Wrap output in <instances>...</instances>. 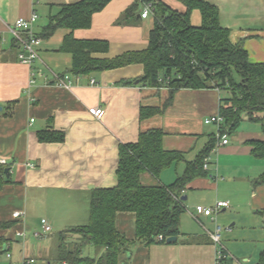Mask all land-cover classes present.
<instances>
[{"label": "crops", "instance_id": "1", "mask_svg": "<svg viewBox=\"0 0 264 264\" xmlns=\"http://www.w3.org/2000/svg\"><path fill=\"white\" fill-rule=\"evenodd\" d=\"M79 1L0 0V35L5 39L0 45V158L7 160L3 168L9 169V175L5 173L9 183L0 189V224L8 225L0 228L5 240L0 258L19 240L25 248L15 260L13 256L9 263L0 264H21L26 258L37 264H59V242L44 258L36 255V247L28 240V229H32L28 218L40 215L51 228L66 230L87 225L92 192L118 186L121 144L137 143L142 132L162 130L164 150L180 153L184 159L158 178L143 173L140 182L146 187L170 186L217 134V127H208L205 120L220 113L226 94L218 89H183L166 105L167 86L148 87L136 81L144 75L142 64L75 75L73 55L61 51L69 30L59 29L50 39H42L41 61L33 66L19 62V48L13 50L9 28L36 11L39 19L34 29L39 35L61 5ZM160 1L186 11L177 0ZM204 1L218 8L220 24L230 31L231 42L241 44L251 62L264 64V0ZM133 2L113 0L93 16L89 29L74 31V38L105 42L107 48L92 55L98 60L146 51L154 21L152 16L141 17L142 8L136 17L124 20ZM191 23L201 26L199 11L192 13ZM50 72L71 76L72 88L46 83L41 74ZM124 81L135 82L122 85ZM93 107L103 109L100 119L89 114ZM243 124L229 136V144L212 152L206 169L209 176L197 178L186 188L187 210L180 218L176 242L147 246L136 240V215L117 214L116 229L130 242L122 264H215L217 247L204 227L213 232L217 226L222 227L223 245L232 256L226 264L259 263L264 252V184L257 186L255 181L264 174V159L253 155L252 142L264 140V133L260 124ZM49 130L64 132L65 141L41 143L38 134ZM218 202L229 207L215 221L201 216L203 227L193 218L197 206L214 208ZM15 213L22 216L15 218ZM103 253L96 249L88 257L99 258Z\"/></svg>", "mask_w": 264, "mask_h": 264}, {"label": "trees", "instance_id": "2", "mask_svg": "<svg viewBox=\"0 0 264 264\" xmlns=\"http://www.w3.org/2000/svg\"><path fill=\"white\" fill-rule=\"evenodd\" d=\"M112 1L82 0L61 5L59 13L51 16L48 26L38 36L47 40L59 29L70 31L61 51L73 55L72 73L75 75L142 64L144 75L136 81L148 87L167 86L170 96L166 105L183 89H218L226 94L221 99L220 114L225 119L222 135L232 136L244 121L260 124L264 133V64L251 62L247 50L231 42L230 31L220 24L217 7L204 0H177L186 7L182 13L160 0H134L124 20L136 17L147 4L153 6L154 25L147 50L112 60L94 59V53L107 48L105 42L77 40L73 32L89 29L93 16ZM195 11L202 16L199 27L191 23ZM12 47L13 50L18 48L17 43ZM163 136L162 130H149L140 134L137 143L119 146L118 186L93 191L89 223L60 233L56 258L59 264H122L130 242L116 229L118 213L136 215V240L147 246L167 244V239L179 237L180 218L187 209L185 202L177 201L175 196L183 198L182 193L191 182L209 176L205 165L217 148V139L216 134L213 135L197 158L187 163L184 174L170 186H143L140 182L143 173L149 172L158 178L169 166L184 159L180 153L164 150ZM65 137L64 132L53 130L38 134L41 143H61ZM252 145L253 155L264 159V140ZM7 183L5 169L0 166V189ZM255 184H264V174ZM7 226L0 224V228ZM70 233L79 236V243L66 241ZM160 236L162 241H159ZM4 244V238L0 237V254L5 252ZM87 246L104 250V253L99 258L85 256L83 250ZM258 264H264V252Z\"/></svg>", "mask_w": 264, "mask_h": 264}, {"label": "built area", "instance_id": "3", "mask_svg": "<svg viewBox=\"0 0 264 264\" xmlns=\"http://www.w3.org/2000/svg\"><path fill=\"white\" fill-rule=\"evenodd\" d=\"M153 15V6L152 4H147L143 7V12L141 17L143 19H146ZM39 19V15L36 11H33L29 18H19L15 24L9 28V32L12 36L13 41H15L18 45L19 52H18V60L22 64L33 66L36 62L41 61L40 53H39V47L42 43V39L35 33L34 26L37 23ZM5 42V39L0 35V45H3ZM42 78L45 80L46 83H52L53 85H56L61 88H72L73 86V79L69 75L61 76L59 74H56L54 72H50V75L41 74ZM92 84H95L96 82L94 80L91 81ZM162 82V80H161ZM34 83V81H33ZM163 83V82H162ZM89 114L95 118L100 119L104 111L102 108L99 107H93L89 109ZM33 122V121H32ZM205 123L207 125H215L217 127V148L220 146H225L229 144V136L228 135H222L221 129L224 126L225 119L224 117L219 113L216 116H213L211 118H208L205 120ZM0 166L6 167L8 166V162L6 159L0 158ZM205 169H208V164L205 165ZM184 195V192L182 193ZM182 196L176 197L175 199L177 201L182 200ZM229 207V203L227 202H218L214 208H206L204 206H197L195 208V213L192 215L193 218L200 223L204 227V225L200 221L201 216H205L207 218H210L212 221H215V216L225 208ZM22 215L20 213H15L14 217L19 218ZM42 233H34L35 238L41 239L47 234H49L52 231V228L47 224L45 220H42ZM207 233L209 234L210 238L214 242L215 246L217 247L216 257H215V264H226V262L230 259H232V256L228 253L226 248L223 245L222 242V227L217 226L216 229L212 232L206 229L204 227ZM25 235V234H21ZM163 237H159V241H162ZM6 257L8 259L12 258V255L9 251L6 253ZM21 264H37V261L32 258H26L22 261ZM66 264V263H64Z\"/></svg>", "mask_w": 264, "mask_h": 264}, {"label": "rangeland", "instance_id": "4", "mask_svg": "<svg viewBox=\"0 0 264 264\" xmlns=\"http://www.w3.org/2000/svg\"><path fill=\"white\" fill-rule=\"evenodd\" d=\"M247 123L250 124V122L244 121V124H247ZM208 127H213L214 128L216 126L215 125H209ZM242 127H244V126H242ZM38 214H40V213H38ZM37 216L28 218V219H30L28 224L33 229V230L32 229H28L29 230L28 240H29L30 245H34V247H36V252H35L36 255L37 256H41V258H44V256H46L45 252L48 249L53 250V244L56 243V242L57 243L59 242L58 239H59L60 233L63 232L64 230H66V229H60V228H57V227L53 226L52 227V232L47 234L46 236H44V238H41V239L34 238L33 237L34 233H42V231H43L42 230V225L40 224V222L42 220V217L40 215H37ZM78 237L79 236H77L76 234L70 233L65 238H66V241L69 242V243H75V242L79 243V241H77ZM19 241H20L19 243L17 242L16 245L13 246V249L10 252L12 257L14 256V260L19 255L20 250H22V249L24 250L25 249L24 248V241H22V240H19ZM83 252H84L85 256H88V255L89 256L90 255L94 256L95 252H96V249L93 248V247L87 246V247L84 248ZM10 260L11 259H8L6 257V253L4 254V256H2L0 258V261L4 262V263L5 262L9 263ZM12 264H19V263L14 262ZM241 264H243V263L241 262Z\"/></svg>", "mask_w": 264, "mask_h": 264}, {"label": "water", "instance_id": "5", "mask_svg": "<svg viewBox=\"0 0 264 264\" xmlns=\"http://www.w3.org/2000/svg\"><path fill=\"white\" fill-rule=\"evenodd\" d=\"M0 111H2V108L0 107ZM5 173L7 174V176L9 175V169H6L5 170ZM183 201H186L187 200V197H183L182 198ZM177 241V237H171L169 239H167V243L171 244L173 242H176Z\"/></svg>", "mask_w": 264, "mask_h": 264}]
</instances>
